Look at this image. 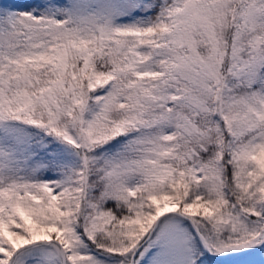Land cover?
<instances>
[{
	"label": "snow or ice",
	"instance_id": "6c2138e0",
	"mask_svg": "<svg viewBox=\"0 0 264 264\" xmlns=\"http://www.w3.org/2000/svg\"><path fill=\"white\" fill-rule=\"evenodd\" d=\"M0 264H264V0H0Z\"/></svg>",
	"mask_w": 264,
	"mask_h": 264
}]
</instances>
